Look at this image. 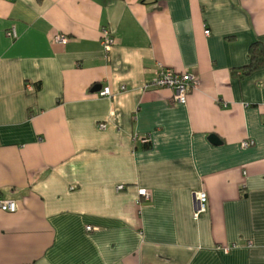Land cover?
<instances>
[{"label":"crops","instance_id":"0c3cea01","mask_svg":"<svg viewBox=\"0 0 264 264\" xmlns=\"http://www.w3.org/2000/svg\"><path fill=\"white\" fill-rule=\"evenodd\" d=\"M255 41L264 0H0V264H264ZM160 64L199 80L186 103L145 89Z\"/></svg>","mask_w":264,"mask_h":264},{"label":"built area","instance_id":"2783aa9c","mask_svg":"<svg viewBox=\"0 0 264 264\" xmlns=\"http://www.w3.org/2000/svg\"><path fill=\"white\" fill-rule=\"evenodd\" d=\"M206 34H209V29L205 31ZM8 36L12 38H17L18 34L15 27H12L8 32ZM54 42L59 44H65L68 41V36L63 33H57L54 38ZM116 40L113 36L112 32L104 28L102 30L101 43L104 49V52L108 54ZM199 85V80L190 72H179L174 70L173 68L159 65L156 70L155 77L151 82L145 84V89L150 87H167L173 89V100L177 103H186L188 99V95ZM125 85L122 86V89H125ZM98 94L102 97H110L112 96V91L109 86L102 87ZM107 127L106 123H100L99 128L105 129ZM254 140H243L242 146L249 147L254 144ZM125 186L121 185L118 188L123 189ZM140 195L144 197L145 200H151L152 194L147 189H141L139 191ZM196 208L194 210L193 217L195 220H198L200 216L207 210L208 208V194L205 191H200L196 193ZM18 209V205L16 200L1 198L0 197V210L5 212H15ZM88 230H91L92 227L88 226Z\"/></svg>","mask_w":264,"mask_h":264},{"label":"trees","instance_id":"16d2710c","mask_svg":"<svg viewBox=\"0 0 264 264\" xmlns=\"http://www.w3.org/2000/svg\"><path fill=\"white\" fill-rule=\"evenodd\" d=\"M264 67V44L260 41H255L250 47V62L243 68L244 74ZM150 141L144 143V147H150Z\"/></svg>","mask_w":264,"mask_h":264},{"label":"water","instance_id":"95a60500","mask_svg":"<svg viewBox=\"0 0 264 264\" xmlns=\"http://www.w3.org/2000/svg\"><path fill=\"white\" fill-rule=\"evenodd\" d=\"M102 88V85L98 84L95 85L92 89V91L97 92ZM209 140L214 143V144H220L221 140L219 139V137L215 134L210 135Z\"/></svg>","mask_w":264,"mask_h":264}]
</instances>
